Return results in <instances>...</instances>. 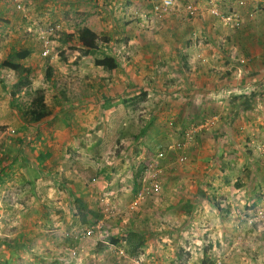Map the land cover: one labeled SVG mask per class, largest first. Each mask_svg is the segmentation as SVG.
Listing matches in <instances>:
<instances>
[{
  "label": "rangeland",
  "instance_id": "1",
  "mask_svg": "<svg viewBox=\"0 0 264 264\" xmlns=\"http://www.w3.org/2000/svg\"><path fill=\"white\" fill-rule=\"evenodd\" d=\"M35 1L18 10L0 0V264H264V125L238 138L227 130L224 155L200 163L196 135L229 119L232 102L196 112L178 108L174 90L165 104L160 92L139 89V75L131 78L100 40V52L84 57V47L65 43L62 26L37 14ZM79 19L74 12L81 37ZM27 48L31 55L17 61ZM61 53L79 64H64ZM10 63L29 75L19 81ZM81 83L91 97L59 96H79ZM34 90L52 115L27 125L17 107L29 106ZM131 230L145 239L136 255L126 246Z\"/></svg>",
  "mask_w": 264,
  "mask_h": 264
},
{
  "label": "crops",
  "instance_id": "2",
  "mask_svg": "<svg viewBox=\"0 0 264 264\" xmlns=\"http://www.w3.org/2000/svg\"><path fill=\"white\" fill-rule=\"evenodd\" d=\"M59 1V9H48L36 0L33 9L41 17L45 14L57 21L65 43L80 50L84 49L80 36L72 27L74 12L79 20L86 19L82 28L97 32L108 55L116 56L131 78L139 75V89L160 92L165 104L172 102L168 95L175 90L177 107L190 106L196 112L204 109L209 113V108L221 107L223 100L232 102L229 119L214 122L213 128L196 135L195 155L200 163L201 159L209 161L211 153L224 155L221 141L227 130H236L233 135L238 138L251 125L263 128L264 0H215L224 13L240 15L239 28L210 15L209 0H176L165 14L154 11L162 0ZM191 4L200 9L197 17L188 15ZM126 78V86H133L134 79Z\"/></svg>",
  "mask_w": 264,
  "mask_h": 264
},
{
  "label": "trees",
  "instance_id": "3",
  "mask_svg": "<svg viewBox=\"0 0 264 264\" xmlns=\"http://www.w3.org/2000/svg\"><path fill=\"white\" fill-rule=\"evenodd\" d=\"M83 40V47L85 48L82 51V56H95L100 52V46H99V37L97 32L93 31L89 27H85L82 30V35L79 37ZM64 53H61V61L66 65H73L77 66L80 61V57L77 58L74 62L70 63V60L66 58ZM31 55V51L29 49H22L15 54V59L17 61L19 60H25ZM110 59V58H106ZM113 60V59H111ZM114 61V60H113ZM11 64V67H14L15 69V75L17 76V79L19 81H22L24 78H26L29 75V70L19 64ZM50 80L52 78L50 77ZM54 82V81H53ZM53 87L58 90V84L52 83ZM80 95L71 98L68 93L64 90H61L59 92V96L66 101L67 103H75L77 101H82L88 97L92 96L91 91L89 90L88 86L85 83H81L80 86ZM31 96V103L27 107H17V110L19 112V115L23 122L27 125H34L39 124L47 120L52 115V110L49 107V105L46 102L45 94L40 90H34L30 93ZM13 97L16 96V92L13 91L11 93ZM146 96V95H145ZM236 186L240 187L239 184H236ZM75 206L77 209L78 214L80 215V220L82 223L86 224L88 222V216L89 211L87 206L85 205V202L81 198H77L75 200ZM113 244H118L119 240H112ZM145 245V239L142 233L131 230L128 231L126 236V246L127 250L130 255H136L138 251Z\"/></svg>",
  "mask_w": 264,
  "mask_h": 264
},
{
  "label": "built area",
  "instance_id": "4",
  "mask_svg": "<svg viewBox=\"0 0 264 264\" xmlns=\"http://www.w3.org/2000/svg\"><path fill=\"white\" fill-rule=\"evenodd\" d=\"M16 2V8L18 10H23L24 7V2L25 0H15ZM176 4V0H162L160 3L155 5L154 11L156 14H165L173 9V7ZM242 6L244 5V2L240 3ZM187 12L190 17H197L199 15L200 9L194 5H188L187 7ZM208 12L210 15H212L215 18L220 19L227 25H234L235 28H239L242 26V20L240 15L237 12H232V13H224L222 10V7L219 6V4L215 0H209L208 2ZM49 32H52L49 30ZM50 54V49H49V43L45 44L44 46V56H48ZM242 64L245 63V61H241ZM184 147L183 144H178L176 145L175 148L182 149ZM164 157L163 153H159L157 156L158 159H161ZM156 189L159 188V185L156 184L154 185ZM91 233V231L89 232Z\"/></svg>",
  "mask_w": 264,
  "mask_h": 264
}]
</instances>
